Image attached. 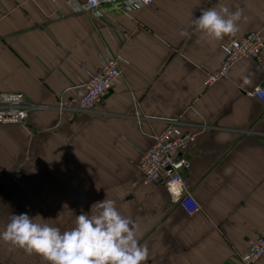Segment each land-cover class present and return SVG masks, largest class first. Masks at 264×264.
I'll return each mask as SVG.
<instances>
[{
  "label": "crops",
  "instance_id": "crops-1",
  "mask_svg": "<svg viewBox=\"0 0 264 264\" xmlns=\"http://www.w3.org/2000/svg\"><path fill=\"white\" fill-rule=\"evenodd\" d=\"M221 5L243 10L234 35L215 40L194 29L201 9ZM252 31L264 37V0H155L97 16L65 0H0V92L21 93L31 106L24 126H0V232L21 213L69 230L109 198L136 222L146 264H237L264 230V103L250 95L264 89V49L228 79L203 82L226 42ZM108 57L121 73L102 103L57 113L65 88H81ZM171 122L197 135L179 155L199 208L191 216L137 170ZM0 264L48 262L0 239Z\"/></svg>",
  "mask_w": 264,
  "mask_h": 264
},
{
  "label": "built area",
  "instance_id": "built-area-1",
  "mask_svg": "<svg viewBox=\"0 0 264 264\" xmlns=\"http://www.w3.org/2000/svg\"><path fill=\"white\" fill-rule=\"evenodd\" d=\"M37 1V0H32ZM155 0H85L76 4L73 0H65L66 4L78 12L97 16L101 8L111 11L130 12L148 7ZM224 58L220 67L207 73L203 82L209 87L215 82L228 79L231 68L241 59H255L264 49V37L260 32H249L239 39H230L224 45ZM118 60L108 57L103 60L97 72L89 74L86 84L81 88H65V96L60 97L55 109L59 114L66 111H87L100 105L112 89L119 77ZM256 87L250 95L264 103V95H260ZM31 106L20 93H0V126H18L26 123ZM196 133L182 131L176 122L168 124L163 131L151 137V143L137 162V170L141 175V183L150 185L161 183L174 202H180L186 214L191 216L198 211V205L185 190V181L180 169L187 166V161L180 158L196 141ZM175 189V190H173ZM177 194L174 199L172 192ZM185 195V201L181 197ZM264 256V230L251 242L248 249L238 256L237 264H262Z\"/></svg>",
  "mask_w": 264,
  "mask_h": 264
},
{
  "label": "clouds",
  "instance_id": "clouds-1",
  "mask_svg": "<svg viewBox=\"0 0 264 264\" xmlns=\"http://www.w3.org/2000/svg\"><path fill=\"white\" fill-rule=\"evenodd\" d=\"M242 18V9L231 11L221 5L218 9H201L191 25L207 37L220 40L234 35ZM180 35L190 37L191 33L183 30ZM243 80L250 83L247 76ZM257 92L264 95V90ZM172 195L177 198L174 191ZM93 205L96 212L75 216L74 227L65 231L35 222L27 213L12 214L0 239L30 255L42 256L48 264H146L149 250L139 242L136 222L123 215L113 199Z\"/></svg>",
  "mask_w": 264,
  "mask_h": 264
},
{
  "label": "rangeland",
  "instance_id": "rangeland-1",
  "mask_svg": "<svg viewBox=\"0 0 264 264\" xmlns=\"http://www.w3.org/2000/svg\"><path fill=\"white\" fill-rule=\"evenodd\" d=\"M121 73V72H120ZM120 76V75H119ZM0 93H6V92H0ZM11 93H13V92H11ZM14 93H18V92H14ZM21 94V93H20ZM22 96H23V94H22ZM24 97V96H23ZM25 98V97H24ZM30 112V111H29ZM58 113V112H57ZM29 115V114H28ZM25 124H23V125H18V126H24Z\"/></svg>",
  "mask_w": 264,
  "mask_h": 264
},
{
  "label": "snow or ice",
  "instance_id": "snow-or-ice-1",
  "mask_svg": "<svg viewBox=\"0 0 264 264\" xmlns=\"http://www.w3.org/2000/svg\"><path fill=\"white\" fill-rule=\"evenodd\" d=\"M173 190H175V189H173Z\"/></svg>",
  "mask_w": 264,
  "mask_h": 264
}]
</instances>
